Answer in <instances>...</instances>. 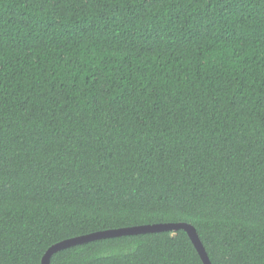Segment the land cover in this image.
I'll list each match as a JSON object with an SVG mask.
<instances>
[{
	"label": "trees",
	"instance_id": "1",
	"mask_svg": "<svg viewBox=\"0 0 264 264\" xmlns=\"http://www.w3.org/2000/svg\"><path fill=\"white\" fill-rule=\"evenodd\" d=\"M187 223L264 264V0H0V264ZM49 264H203L183 230Z\"/></svg>",
	"mask_w": 264,
	"mask_h": 264
},
{
	"label": "water",
	"instance_id": "2",
	"mask_svg": "<svg viewBox=\"0 0 264 264\" xmlns=\"http://www.w3.org/2000/svg\"><path fill=\"white\" fill-rule=\"evenodd\" d=\"M177 230H183L187 234L195 250L197 251L202 263L211 264L205 252V249L202 246L197 236L195 228L190 224L182 223V222L153 224V225L135 226L130 228H120L115 230H106V231L95 232V233L79 236L76 238L67 239L49 247L41 259V264H49L50 257L53 254L75 245H80L106 238L138 235V234L153 233V232H165V231L174 232Z\"/></svg>",
	"mask_w": 264,
	"mask_h": 264
}]
</instances>
